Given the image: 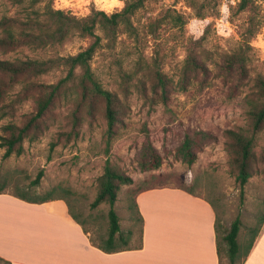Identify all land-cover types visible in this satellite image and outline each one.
<instances>
[{"label": "rangeland", "instance_id": "rangeland-1", "mask_svg": "<svg viewBox=\"0 0 264 264\" xmlns=\"http://www.w3.org/2000/svg\"><path fill=\"white\" fill-rule=\"evenodd\" d=\"M126 1L53 0V6L83 18L93 10L120 11ZM239 2L147 0L132 18L133 30L121 26L109 36L98 29L103 40L92 67L102 84L120 97L117 121L109 125L100 97L83 94L82 71L76 69L39 124L26 134L23 152L4 157L6 147L0 146V186L29 198H65L93 241L105 246L111 205L105 201L93 208L91 203L110 161L133 179L120 185L114 205L125 238L117 239L118 246L140 243L138 191L180 185L207 196L215 206L222 264H229L222 237L240 217L236 264L242 263L264 226V125L256 129L250 112L253 103L263 100L258 84L264 79V0H253L245 10L239 9ZM23 15L22 5L0 0V19ZM91 41L74 30L62 43L0 47V60L73 55ZM235 54L245 58L242 71L227 68V59ZM67 74L62 62L41 74L0 72V142L8 133L6 126H23L37 113L38 98ZM228 128L254 139L253 173L243 195L225 134ZM193 129L209 130L216 138L188 165L176 157V149ZM154 150L163 163L144 170L142 162ZM41 169L44 175L35 185Z\"/></svg>", "mask_w": 264, "mask_h": 264}, {"label": "trees", "instance_id": "trees-1", "mask_svg": "<svg viewBox=\"0 0 264 264\" xmlns=\"http://www.w3.org/2000/svg\"><path fill=\"white\" fill-rule=\"evenodd\" d=\"M146 1L147 0H127L120 11L109 14L105 10H93L89 16L78 18L70 12L55 8L53 6V0H14L16 4L23 6L24 15L22 17L4 16L0 19V26L3 31L2 35H0V47L6 48L25 44L38 48L62 43L74 30H77L78 34L82 37H89L92 41L85 49L73 55L49 58L47 60L34 58L18 59L14 61L0 60V72L17 76L24 75L25 73H44L48 71L55 62H62V64L68 67L67 76L60 79L57 83L49 85V91L38 98L37 113L34 116L27 120L23 126L16 124H8L6 126L8 133L1 136L2 141L0 142L1 147H6L4 157H8L13 153L20 155L23 152V141L26 134L39 124L37 120L41 118L50 105L60 96L62 85L75 74L78 68L82 71L79 83L83 94L85 96L100 97L105 103L106 117L109 125H113L114 122L117 121L121 108L120 97L115 91L106 88L102 84L92 67V61L96 52L102 46L103 40V36L97 31L100 29L107 35L114 36L121 26H124L127 30H133L132 18L136 12L144 6ZM252 4L253 0H240L239 9L245 10ZM227 61V68L229 70L242 71L245 68V58L241 54H235L227 59ZM258 85V92L260 97H263V100L253 103L250 111L256 129L264 125V79H261ZM225 134L229 138V144L233 154L232 160L237 168L236 181L243 195L244 188L253 173V163L255 160L254 139L252 136L245 134L242 130L235 128L226 129ZM214 138H216V135L209 130L193 129L192 132L185 135L181 145L176 149V157L180 158L188 165H192L198 157V151L202 150L204 145ZM163 159V156L154 150L149 158L142 162V168L144 170L157 169L163 163ZM43 175L44 170L41 169L33 180V184H39ZM132 182L133 179L130 175L117 170L110 161H107L104 172L100 178L98 193L91 203V207L93 208L105 201H108L111 205L108 212L110 228L105 246L96 244L84 227L91 242L106 252L129 248L127 246L121 247L117 245V239L125 241V238L122 234L120 218L114 205L117 200L120 185L130 184ZM187 190L191 191L190 189ZM3 192L7 191L4 190L3 186H0V193ZM11 194L24 200L38 203L55 199L52 197L29 198L24 194ZM136 206L140 214L142 228L143 217L137 201ZM69 209L71 211L70 205ZM71 214L78 220L77 216H75L72 211ZM241 225L242 221L240 217H236L232 221L230 229L222 237L227 244L229 264H236V257L240 252L239 233ZM216 229L220 264H222V246L218 235V222H216ZM263 229L264 226L251 242L245 258L249 255ZM141 241L142 237L140 231V243L138 246L134 247H141ZM0 260L12 264L9 260L2 257H0ZM243 262L240 264H243Z\"/></svg>", "mask_w": 264, "mask_h": 264}, {"label": "crops", "instance_id": "crops-1", "mask_svg": "<svg viewBox=\"0 0 264 264\" xmlns=\"http://www.w3.org/2000/svg\"><path fill=\"white\" fill-rule=\"evenodd\" d=\"M187 189L138 191L142 245L111 252L91 242L66 199L38 203L0 193V257L12 264H220L217 210ZM243 264H264V229Z\"/></svg>", "mask_w": 264, "mask_h": 264}]
</instances>
